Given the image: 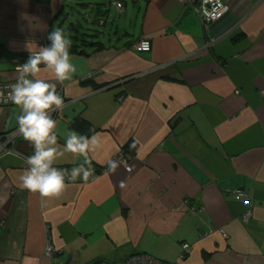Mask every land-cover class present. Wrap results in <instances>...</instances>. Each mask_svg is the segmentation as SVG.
Returning a JSON list of instances; mask_svg holds the SVG:
<instances>
[{"label": "crops", "instance_id": "0c3cea01", "mask_svg": "<svg viewBox=\"0 0 264 264\" xmlns=\"http://www.w3.org/2000/svg\"><path fill=\"white\" fill-rule=\"evenodd\" d=\"M222 1L229 11L205 26L178 0H0V78L15 80L25 46L63 28L82 52L70 54L76 74L38 73L62 89L58 145L69 129L99 141L88 180L55 197L20 186L19 154L0 157V264L178 262L185 243L181 264H264V0ZM143 38L151 50L135 51ZM19 115L0 106L1 137ZM15 150L34 151L17 133ZM83 160L65 152L54 167L70 177ZM237 188L249 192L248 221Z\"/></svg>", "mask_w": 264, "mask_h": 264}, {"label": "clouds", "instance_id": "9594fccd", "mask_svg": "<svg viewBox=\"0 0 264 264\" xmlns=\"http://www.w3.org/2000/svg\"><path fill=\"white\" fill-rule=\"evenodd\" d=\"M50 44L25 46L29 52L28 59L18 65L15 83L8 85L10 91L7 99L20 108L17 117V135L21 136L33 148V153L23 157L28 165L19 177L20 186L32 193H39L41 198L58 196L66 187L67 169H59L54 164L65 152L84 157L83 163L70 170L68 181L77 178L87 181L91 175V161L88 158L89 144L98 146V136L82 135L75 130L63 133L65 140L63 150L58 145L57 121L52 119V112L62 110L63 98L57 93L56 83L38 78L41 65L54 73L57 82L71 80L77 72L72 62L70 48L72 41L61 27H54L47 36ZM85 165L88 168L85 169ZM117 162L109 161V168L115 170ZM83 172V176L80 173Z\"/></svg>", "mask_w": 264, "mask_h": 264}, {"label": "built area", "instance_id": "2783aa9c", "mask_svg": "<svg viewBox=\"0 0 264 264\" xmlns=\"http://www.w3.org/2000/svg\"><path fill=\"white\" fill-rule=\"evenodd\" d=\"M178 1L181 3V5L187 6L190 9H192V11L198 17L200 22L205 26L209 25L214 21L221 19L229 11V6L222 0H178ZM116 7L118 10H121L122 4L117 3ZM214 41L215 40L212 39L209 42V44L213 43ZM133 49L137 52H149L151 50V42L145 38L140 39L133 44ZM28 56L29 53L25 56H20L15 59L17 68L18 65H22L27 61ZM90 77L91 74L87 75L84 79H88ZM15 82H16L15 80L3 81L0 78V106L13 105V103L7 99V94L10 91L8 85ZM57 93L63 98L61 88L57 90ZM261 95L264 96V89L261 90ZM56 113H58V111L51 113L52 119H54V114ZM16 133L17 132L15 131L13 133L6 134L3 137L0 136V157L5 153H10V152L19 154L22 158L28 156V155L20 154L15 150ZM118 160L123 165L127 166L126 160L122 154L119 155ZM103 172H105V170H103ZM68 178L69 176L66 175L65 176L66 181H68ZM232 195L235 199L239 200L245 207V212L242 214V219L244 221H248L252 216L249 192L246 189L237 188L232 191ZM220 231L224 234L223 229H220ZM189 251H190V245L188 243L183 244L181 247L178 262H164L151 255L138 253L126 258L121 264H181L180 260H183L186 257V255L189 253ZM54 253H55V247L52 245L51 242H48L45 245L43 254L45 255V257L51 259L54 256ZM53 264H65V263L56 262Z\"/></svg>", "mask_w": 264, "mask_h": 264}, {"label": "trees", "instance_id": "16d2710c", "mask_svg": "<svg viewBox=\"0 0 264 264\" xmlns=\"http://www.w3.org/2000/svg\"><path fill=\"white\" fill-rule=\"evenodd\" d=\"M90 44H97V43H90ZM97 48H101V45H99ZM72 53H82L81 51H77V49H76V47L75 46H71V48H70V54H72ZM59 169H61V168H59Z\"/></svg>", "mask_w": 264, "mask_h": 264}, {"label": "rangeland", "instance_id": "374dc122", "mask_svg": "<svg viewBox=\"0 0 264 264\" xmlns=\"http://www.w3.org/2000/svg\"><path fill=\"white\" fill-rule=\"evenodd\" d=\"M92 27H93V29H95V30L98 28V26H95V27L92 26ZM44 248H45V247H44ZM44 256H45V255H44ZM103 264H106V263H103Z\"/></svg>", "mask_w": 264, "mask_h": 264}]
</instances>
